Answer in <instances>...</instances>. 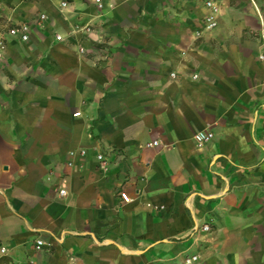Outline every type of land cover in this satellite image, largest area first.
Instances as JSON below:
<instances>
[{
  "label": "crops",
  "instance_id": "0c3cea01",
  "mask_svg": "<svg viewBox=\"0 0 264 264\" xmlns=\"http://www.w3.org/2000/svg\"><path fill=\"white\" fill-rule=\"evenodd\" d=\"M216 1L0 0V264H264V0Z\"/></svg>",
  "mask_w": 264,
  "mask_h": 264
},
{
  "label": "built area",
  "instance_id": "2783aa9c",
  "mask_svg": "<svg viewBox=\"0 0 264 264\" xmlns=\"http://www.w3.org/2000/svg\"><path fill=\"white\" fill-rule=\"evenodd\" d=\"M96 8H102L103 3L102 0H89ZM64 5V3H62ZM204 8L206 10V15L204 18V24H203V29L206 31L212 30L217 26V19L219 16V6L216 0H204ZM45 19L44 14H40L37 19L36 23L41 24V22ZM29 30L30 26L26 23H20V24H15L7 29V34L10 37H17L21 39L22 41L28 40L29 36ZM56 39L60 40L61 36L56 35ZM258 39L260 42V51L257 56L258 60L261 62H264V25H260V30L258 33ZM5 51V40L2 36H0V66L3 60V53ZM170 77H174V74L171 73ZM193 139L196 141L198 145H202L212 139V133L211 132H206V131H200L197 132L194 136ZM157 145V141H152L146 144V147H153ZM79 155L81 157L85 156V151L80 150ZM95 160L97 162V168L100 173L106 174L109 171L108 168V159L107 157L102 154L98 153L95 156ZM59 195L64 196L65 191L63 189L59 190ZM120 197L123 201H127L128 199L125 197L124 194H120ZM202 232H208L210 230L209 224H203L200 228ZM51 244L45 243L40 239H37L35 241V250H40L43 246H50ZM3 251V249H1ZM69 260H72L71 257H69ZM196 260L195 256H192L190 258H187L184 260V264H193V262Z\"/></svg>",
  "mask_w": 264,
  "mask_h": 264
},
{
  "label": "rangeland",
  "instance_id": "374dc122",
  "mask_svg": "<svg viewBox=\"0 0 264 264\" xmlns=\"http://www.w3.org/2000/svg\"><path fill=\"white\" fill-rule=\"evenodd\" d=\"M202 31H206V30H204V29L202 28ZM196 35H197V36H200V35H201V31H200V32H199V31L196 32Z\"/></svg>",
  "mask_w": 264,
  "mask_h": 264
}]
</instances>
